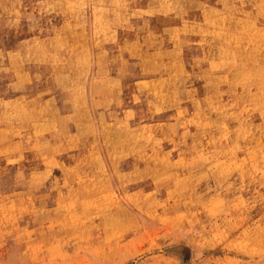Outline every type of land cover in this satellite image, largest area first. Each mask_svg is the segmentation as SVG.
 <instances>
[{"label": "rangeland", "instance_id": "rangeland-1", "mask_svg": "<svg viewBox=\"0 0 264 264\" xmlns=\"http://www.w3.org/2000/svg\"><path fill=\"white\" fill-rule=\"evenodd\" d=\"M0 264H264V0H0Z\"/></svg>", "mask_w": 264, "mask_h": 264}]
</instances>
